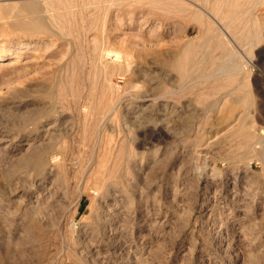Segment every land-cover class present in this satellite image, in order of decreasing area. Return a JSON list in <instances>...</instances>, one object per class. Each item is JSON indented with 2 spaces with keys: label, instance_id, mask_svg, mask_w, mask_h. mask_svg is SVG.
Returning a JSON list of instances; mask_svg holds the SVG:
<instances>
[{
  "label": "rangeland",
  "instance_id": "obj_1",
  "mask_svg": "<svg viewBox=\"0 0 264 264\" xmlns=\"http://www.w3.org/2000/svg\"><path fill=\"white\" fill-rule=\"evenodd\" d=\"M24 1L44 32L4 13ZM215 2L0 0V264H232L223 248L247 228L264 264V164L242 155L244 100L226 113L247 89L264 129V0ZM64 129L46 171L20 166Z\"/></svg>",
  "mask_w": 264,
  "mask_h": 264
},
{
  "label": "bare ground",
  "instance_id": "obj_2",
  "mask_svg": "<svg viewBox=\"0 0 264 264\" xmlns=\"http://www.w3.org/2000/svg\"><path fill=\"white\" fill-rule=\"evenodd\" d=\"M214 1V0H213ZM217 2L219 1V0H216ZM221 1V0H220ZM212 2V1H211ZM217 2H215L216 3V5H217ZM228 2H229V0H228ZM215 3H213L214 5H215ZM219 3H222V2H219ZM211 4V3H210ZM231 5H232V3H230ZM223 5V4H222ZM234 5V4H233ZM232 5V6H233ZM16 6V5H15ZM41 7V6H40ZM215 7V6H214ZM235 7V6H234ZM213 8V7H212ZM219 9L220 8H222V9H224L223 7H218ZM12 9H16V12H17V14H18V16H19V18L16 20V24L18 25V26H20L22 29H24L25 31H27V32H30V33H34V34H38V33H42V32H44L45 31V26H44V24H43V22H42V19L40 18V16H39V5L37 4V3H34V2H32V1H24V2H22L20 5H19V7H17V8H12V7H4L3 8V11H4V13L6 14V13H8L9 11H11ZM214 9V8H213ZM216 9H217V6H216ZM2 10V9H1ZM213 11H217V10H213ZM12 12V11H11ZM220 12V11H219ZM21 14H24L25 16H20ZM217 14H218V12H217ZM220 14V13H219ZM221 15V14H220ZM219 15V16H220ZM221 16H223V15H221ZM15 17V16H14ZM14 20V19H13ZM243 23H244V21H243ZM242 25H244V24H242ZM247 25V24H246ZM254 26V25H253ZM243 27H246V26H243ZM239 29V28H238ZM241 29H242V27H241ZM259 29V28H258ZM257 29V30H258ZM248 30V29H247ZM241 31V30H240ZM254 31V30H253ZM256 31V30H255ZM259 31V30H258ZM250 33V32H249ZM249 33H248V35H249ZM255 33V32H254ZM75 35V34H74ZM73 35V36H74ZM243 35V34H242ZM251 35V34H250ZM72 38V37H71ZM72 40H73V38H72ZM76 40V39H75ZM218 41H220V40H218ZM248 41V40H247ZM76 42H77V40H76ZM216 42V41H215ZM78 43V42H77ZM208 44H209V42H208ZM183 45V44H182ZM79 46H80V44H79ZM215 47V46H214ZM217 47V46H216ZM223 47H224V44H223ZM80 47H78V49H79ZM95 48H96V46H95ZM197 48V47H196ZM206 48V47H205ZM225 48V47H224ZM187 49V48H186ZM92 51V50H91ZM99 52V51H98ZM209 52V51H208ZM78 53V52H77ZM79 53H80V51H79ZM196 53H198V52H196ZM178 54V53H177ZM217 54V53H216ZM11 55V53H10V51H8V50H2V51H0V60L1 59H6L7 57H9ZM104 55L107 57V58H113L112 60H114V61H119V58H120V56L117 54V53H115V52H112V51H106L105 53H104ZM121 55V54H120ZM184 55V54H183ZM188 55V54H187ZM191 55V54H190ZM127 57V56H126ZM192 57V56H191ZM215 57V56H214ZM193 58V57H192ZM219 58V57H218ZM96 59V58H95ZM99 59H100V57H99ZM98 59V60H99ZM132 59V58H131ZM205 59V58H204ZM203 59V60H204ZM97 60V59H96ZM125 60V59H124ZM123 60V61H124ZM185 60V59H184ZM215 60V59H214ZM222 60V59H221ZM225 60V59H224ZM88 61V60H87ZM108 61V60H107ZM185 61H187V60H185ZM184 61V62H185ZM86 62V61H85ZM96 62H98V61H96ZM95 62V63H96ZM125 62V61H124ZM128 62V61H127ZM187 63V62H186ZM80 64V63H79ZM89 64V63H88ZM103 64V63H102ZM210 64V63H209ZM127 66H129V64L127 65ZM185 66V65H184ZM235 68V67H234ZM197 70V69H196ZM87 71V70H86ZM235 71V70H234ZM193 73H194V71H192ZM196 72V71H195ZM187 73V72H186ZM185 73V71L183 70L182 71V74H183V77H182V80L184 81L185 79H187V77H188V75ZM201 73V72H200ZM220 73V72H219ZM181 74V75H182ZM228 74V73H227ZM231 74V73H230ZM207 75V74H206ZM212 75H214L215 76V74H212ZM264 75V74H263ZM145 76H147V75H145ZM145 76H144V78H145ZM262 76V75H261ZM84 77V76H83ZM192 77H194V76H192ZM80 78V77H79ZM212 78V77H211ZM261 78V77H260ZM140 79V78H139ZM141 79H142V77H141ZM147 79V78H146ZM166 79V78H165ZM221 79V78H220ZM219 79V80H220ZM264 79V78H263ZM160 80V79H159ZM197 80V79H196ZM203 80V79H202ZM217 80V79H216ZM221 80H223V79H221ZM224 81H226L225 80V78H224ZM192 82H193V80H192ZM197 82V81H196ZM239 82V81H238ZM82 83V82H81ZM167 84V83H166ZM210 84V83H209ZM227 84V83H226ZM82 85V84H81ZM80 85V86H81ZM165 85V84H164ZM197 85V84H196ZM222 85V84H221ZM224 85V84H223ZM183 86V85H182ZM199 86V85H198ZM212 86V85H211ZM247 86V85H246ZM191 87H193V86H191ZM190 87V88H191ZM210 87V86H209ZM213 87H215V86H213ZM222 87V86H221ZM232 87V86H231ZM77 88V87H76ZM184 88H185V86H184ZM190 88H189V90H190ZM199 88V87H198ZM212 88V87H211ZM216 88V87H215ZM224 88H226V86L224 87ZM80 89V88H79ZM83 89V88H82ZM193 89H195V88H193ZM214 89V88H213ZM174 90V89H173ZM182 89H179V91H181ZM214 90H216V89H214ZM231 91H229L228 92V94L227 95H230V97H231V99H230V103H231V105H233L232 107H230L228 110H227V112L226 113H228V114H230L231 113V111H235V108H237L238 106H237V104H239V102L243 99L244 100V102H245V106L243 107V110H246L245 111V114L242 116V118H235V120H238V126H237V128H236V132H237V134L240 136V137H242V145L244 146V149H243V152H242V155L243 156H248L249 154H253V156L255 157V159L254 160H249L248 161V167L247 168H252V166H253V162L255 161V160H260V163L262 162L263 164H264V148H263V134H264V129L259 125V124H255V122L250 118V120H248V110L250 109V107L253 105V98H252V96H251V94L247 91V89H244V88H240V87H235V88H233L232 87V89H230ZM67 91V90H66ZM81 91H83V90H81ZM97 91V90H96ZM207 91V90H206ZM210 91V90H209ZM224 91V90H223ZM65 92V91H64ZM170 92V91H169ZM211 92V91H210ZM219 92V91H218ZM79 93V92H78ZM77 93V94H78ZM86 93V92H85ZM92 93V92H91ZM222 94H223V92H221ZM90 94V93H89ZM103 94V96H104V93H102ZM174 94V93H173ZM219 94V93H218ZM222 94H219V95H221L222 96ZM67 95V94H66ZM78 95H80V94H78ZM101 95V94H100ZM168 95H170V94H168ZM62 96V95H61ZM81 96V95H80ZM79 96V97H80ZM102 96V95H101ZM78 97V98H79ZM82 97V96H81ZM219 97V96H218ZM229 97V96H228ZM82 99V98H81ZM218 99V98H217ZM220 99V98H219ZM71 100H73L72 98H71ZM242 100V101H243ZM66 101H68L67 99H66ZM108 101V100H107ZM218 101V100H217ZM216 101V102H217ZM108 103H110V102H108ZM212 103V102H211ZM99 104V103H98ZM98 104H96V105H98ZM107 104V103H106ZM204 104V103H203ZM77 105V104H76ZM103 105V104H102ZM214 104L212 103V104H208V106L207 107H211V106H213ZM101 106V105H100ZM113 106V105H112ZM128 106V105H127ZM166 106V105H165ZM258 106V105H257ZM77 107V106H76ZM84 107V106H83ZM82 107V108H83ZM98 107V106H97ZM187 107V106H186ZM215 107V106H214ZM229 107V106H228ZM227 107V108H228ZM208 108V109H209ZM217 108V107H216ZM256 108V107H255ZM260 108V107H259ZM80 109V108H79ZM99 109H101V108H99ZM86 110V109H85ZM97 110H98V108H97ZM210 110V109H209ZM212 110V109H211ZM237 110H239V109H237ZM254 110V109H253ZM84 111V110H83ZM82 111V112H83ZM96 111V110H95ZM98 111H100V110H98ZM103 111V110H102ZM252 110L250 109V112H251ZM101 112V111H100ZM111 112V111H110ZM176 112V111H175ZM175 112H172V113H175ZM239 112H241V111H239ZM243 112V111H242ZM89 113V112H88ZM97 113V112H96ZM95 113V114H96ZM171 113V114H172ZM178 113V112H177ZM203 113V112H202ZM176 114V113H175ZM174 114V115H175ZM179 114V113H178ZM238 114V113H237ZM98 115V114H97ZM239 115V114H238ZM177 116V115H176ZM175 116V117H176ZM84 117V116H83ZM145 117V116H144ZM172 117V116H171ZM190 117V116H189ZM227 117H228V115H227ZM233 117V116H232ZM236 117V116H235ZM239 117V116H238ZM259 117V116H258ZM95 118H97V117H95ZM192 118H194V117H192ZM142 119V118H141ZM166 121L167 122H169L170 121V117L169 116H167L166 117ZM177 119V118H176ZM190 120H191V118H189ZM195 119V118H194ZM259 119V118H258ZM83 120V119H82ZM81 120V121H82ZM84 121V120H83ZM145 121V120H144ZM166 121H164V120H161V122L160 123H154L153 125H152V127H151V129L148 131L151 135H153V133H155V135L158 133H165V131L166 132H168V130L169 129H167V126H166V124H168V123H166ZM226 121V120H225ZM149 122V121H148ZM159 122V121H158ZM166 123V124H165ZM235 123V122H234ZM259 123V122H258ZM99 124V123H98ZM231 124V123H230ZM71 125V124H70ZM107 125V124H106ZM137 125V124H136ZM229 125V124H228ZM56 126V125H55ZM64 126V125H63ZM235 126V125H234ZM66 127V126H65ZM129 127H131V126H129ZM186 127V126H185ZM169 128V127H168ZM171 128V127H170ZM175 128V127H174ZM74 129V128H73ZM79 129V128H78ZM93 129V128H92ZM147 129V128H146ZM146 129H144V130H146ZM185 129V128H184ZM46 130H48V128L46 129ZM71 130V129H70ZM84 130V129H83ZM138 130V129H137ZM174 130V129H173ZM172 130V131H173ZM74 131V130H73ZM171 131V130H170ZM189 131V130H188ZM48 132V131H47ZM80 132V131H79ZM135 132V131H134ZM183 132V131H182ZM74 133V132H73ZM84 133V132H83ZM68 133H67V131H66V129H64L63 131H60L58 134L56 133L54 136H50L49 137V139H48V144H47V146L46 147H36L35 149H33V151L32 152H30L28 155H27V153H26V156H23V157H21L20 159H19V164H20V166H22V167H24V168H27L28 169V167H33V168H35V169H39V170H45V169H47V168H49L51 165L50 164H52V162H54L55 163V161H52V162H49V161H47V159H48V157H49V160L51 161V160H53V159H55L56 158V156L54 155V151H57V143L58 142H61V141H59V139L60 138H64L65 139V136L67 135ZM72 134V133H71ZM76 134V133H75ZM145 134V133H144ZM231 134V133H230ZM166 135V134H165ZM47 136V135H46ZM79 137V135H76V137ZM43 137H44V135H43ZM68 137V136H67ZM72 137V136H71ZM75 137V136H74ZM45 138V137H44ZM48 138V137H47ZM100 138V137H99ZM63 139V140H64ZM72 139V138H71ZM240 139V138H239ZM44 140V139H43ZM134 140V139H133ZM241 140V139H240ZM96 142V141H95ZM134 142V141H133ZM132 142V143H133ZM220 143V142H219ZM60 147V146H59ZM86 147V146H85ZM221 147V146H220ZM239 147V146H238ZM97 148V147H96ZM240 148V147H239ZM243 148V147H242ZM60 149V148H59ZM237 149V148H236ZM81 150V149H80ZM100 151V150H99ZM58 152V151H57ZM226 152H227V150H226ZM225 152H223L222 154H224ZM95 154V153H94ZM132 154V153H131ZM100 156V155H99ZM205 156V155H204ZM237 157H239L238 155H237ZM258 157V158H257ZM103 158V157H102ZM231 158V157H230ZM60 159V158H59ZM124 159V158H123ZM132 159V158H131ZM233 159V158H232ZM236 159V158H235ZM227 159H225V158H223V160H222V162H224V163H227V165H228V163H230V162H228V161H226ZM228 160H229V158H228ZM57 161V160H56ZM60 161V160H59ZM99 161H101L100 159H99ZM131 162V161H130ZM53 163V164H54ZM100 163V162H99ZM106 163V162H105ZM259 163V162H258ZM102 164V163H101ZM234 164V163H233ZM233 164H231V166H233ZM256 164V163H255ZM263 164H261V165H263ZM107 165V164H106ZM95 166H98V164L97 165H95ZM128 166H129V164H128ZM18 167V166H17ZM130 167V166H129ZM52 168V167H51ZM95 168V167H94ZM263 168H264V166H263ZM114 169V168H113ZM26 171V170H25ZM46 171V170H45ZM55 171V170H54ZM57 171H59V170H57ZM51 172V171H50ZM118 172V171H117ZM217 172V171H216ZM220 172V171H219ZM252 172V171H251ZM30 173V172H29ZM43 173H44V171H43ZM57 173V172H56ZM90 173V172H89ZM103 173V172H102ZM222 173V172H221ZM61 174V173H60ZM93 174V173H92ZM110 174V173H109ZM28 175V174H27ZM26 175V176H27ZM126 175V174H125ZM203 175V174H202ZM221 175V174H220ZM93 176V175H92ZM114 176V175H113ZM112 176V177H113ZM215 176V175H214ZM213 177V176H212ZM7 178V177H6ZM17 178V177H16ZM15 180V179H14ZM14 180H12L11 182H15ZM20 180V179H19ZM18 180V178H17V182L19 181ZM113 180H115V179H113ZM9 181V180H8ZM126 181V180H125ZM108 183V182H107ZM122 183H124V182H122ZM106 184V183H105ZM112 184V183H111ZM121 184V183H120ZM125 184V183H124ZM123 184V185H124ZM213 184V183H212ZM127 185V184H126ZM208 185V184H207ZM107 186V185H106ZM219 186V185H218ZM224 186V185H223ZM103 187V186H102ZM215 187V186H214ZM105 188H107V187H105ZM205 188V187H204ZM207 188V187H206ZM222 188V187H221ZM233 188V187H232ZM213 189V188H212ZM211 189V190H212ZM205 190H207V189H205ZM239 190H240V188H239ZM238 190V191H239ZM215 191V190H214ZM231 191V190H230ZM213 192V191H212ZM244 193V192H243ZM244 194H247V193H244ZM249 194V193H248ZM242 197H243V195H242ZM243 199V198H242ZM234 202V201H233ZM240 202V201H239ZM242 202V201H241ZM245 205V204H244ZM246 205H248V204H246ZM246 207H248L249 208V205L248 206H246ZM247 209V208H246ZM243 216H245V215H243ZM252 217V216H251ZM254 226V225H253ZM246 230H250V229H245L244 231H239V232H234L233 234H232V236L230 237V239H229V243H226V249L225 248H223L224 250H227V252H228V255H230V256H227V258H229L231 261V263L232 264H234V262L236 261V258H237V254H239V253H236V251L238 250V243H237V241L238 240H240V237L241 238H243L244 240L246 239L248 242H250L251 241V238L250 237H248L249 235L248 234H251V233H248L249 231H246ZM255 231V230H254ZM252 232V231H251ZM255 233H256V231H255ZM254 233V234H255ZM253 234V233H252ZM253 234V235H254ZM260 236V235H259ZM256 236H254V238H255ZM221 239V238H220ZM243 240V241H244ZM254 240V239H253ZM256 242V241H255ZM255 242H253L252 244H251V242H250V244L251 245H249L248 246V250H249V256H248V260H247V262H246V264H254V261L258 258V255H257V251H258V244H259V242L257 241L256 243ZM225 243V242H224ZM241 243V242H240ZM247 243V242H246ZM224 246V247H225ZM262 248H260V250H261ZM238 251H240V250H238ZM248 252V251H247ZM227 254V253H226ZM260 254V253H259ZM241 255V254H240ZM246 255V254H245ZM264 256V255H263ZM82 258H83V256H82ZM262 258V257H261ZM80 259V258H79ZM262 260V259H261ZM229 262V263H230ZM236 263V262H235ZM257 263V262H256Z\"/></svg>",
  "mask_w": 264,
  "mask_h": 264
}]
</instances>
